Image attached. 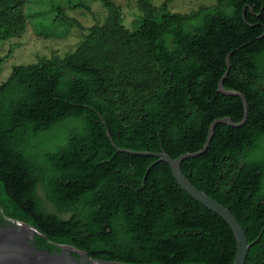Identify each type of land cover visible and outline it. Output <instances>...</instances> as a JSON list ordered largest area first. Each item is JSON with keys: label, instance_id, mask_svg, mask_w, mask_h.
Returning <instances> with one entry per match:
<instances>
[{"label": "trees", "instance_id": "obj_1", "mask_svg": "<svg viewBox=\"0 0 264 264\" xmlns=\"http://www.w3.org/2000/svg\"><path fill=\"white\" fill-rule=\"evenodd\" d=\"M36 1L0 0V42L29 22L44 27V12L27 11ZM97 1L106 19L84 28L64 5L39 0L56 5L51 27L81 30V41L64 56L13 66L0 82L1 224L32 226L34 246L49 253L61 244L98 261L233 264L232 230L167 164L112 146L175 159L200 150L215 119L239 123L242 100L217 92L232 53L223 87L245 96L246 122L216 125L205 153L181 171L249 243L259 237L245 264H264V0H207L189 13L171 12V0H137L132 29L113 0Z\"/></svg>", "mask_w": 264, "mask_h": 264}, {"label": "water", "instance_id": "obj_2", "mask_svg": "<svg viewBox=\"0 0 264 264\" xmlns=\"http://www.w3.org/2000/svg\"><path fill=\"white\" fill-rule=\"evenodd\" d=\"M232 53L226 56V71L220 78L217 85V92L230 97H239L243 103V118L239 123H235L230 117H223L215 119L211 122L208 128L206 141L203 147L193 153H185L172 159L165 152H148V151H133L129 149H122L114 144L112 146L119 153H125L136 156L154 157L156 162H163L170 168L173 179L177 185L193 200L218 215L230 227L236 241V253L233 264H245L248 251L250 247L258 241L257 237L254 241L248 242L242 226L238 223L235 217L222 205L210 198L204 192L195 188L181 171V163L188 159L200 156L208 149L210 141L213 137L214 129L218 124H224L232 128H239L246 122L248 116V104L245 96L234 90H226L223 87L224 80L228 75L229 58ZM104 124V122H102ZM106 137L112 143L109 131H105ZM6 223L1 224L0 220V264H125L118 262H107L92 260L85 252L76 250L68 245H57L60 249L59 252L49 253L45 249H38L33 244V239L36 234L41 235L32 226L20 222L4 218ZM72 253L77 257H73Z\"/></svg>", "mask_w": 264, "mask_h": 264}, {"label": "rangeland", "instance_id": "obj_3", "mask_svg": "<svg viewBox=\"0 0 264 264\" xmlns=\"http://www.w3.org/2000/svg\"><path fill=\"white\" fill-rule=\"evenodd\" d=\"M48 2L64 5L66 14L76 19L84 28H89L94 24H102L107 16V12L102 8L97 0H47ZM121 9L123 24L126 28L132 29L135 15L139 13L137 0H113ZM158 6L164 0H150ZM35 5L30 4L27 10L30 14L34 13L40 16L44 14V27L40 29L39 22L34 24L40 31L29 25L20 38H11L5 42H0V57L3 58L0 63V82L4 81L11 73V68L15 65H29L36 63L40 58H50L51 56H64L73 52L81 41L83 31L75 28H65L59 24H52L51 11L48 10L56 5L39 6V0ZM210 4L207 0H171L168 8L174 13H189L196 10L199 6ZM75 5H80L74 8ZM73 7V8H71ZM87 7V8H86ZM44 10V11H43ZM51 14V15H50ZM264 84V83H263ZM55 137L60 134L55 133ZM50 139V138H49Z\"/></svg>", "mask_w": 264, "mask_h": 264}]
</instances>
